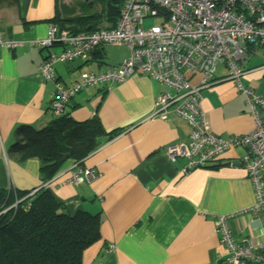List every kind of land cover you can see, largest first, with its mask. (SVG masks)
Segmentation results:
<instances>
[{
	"label": "crops",
	"instance_id": "1",
	"mask_svg": "<svg viewBox=\"0 0 264 264\" xmlns=\"http://www.w3.org/2000/svg\"><path fill=\"white\" fill-rule=\"evenodd\" d=\"M84 3L90 13L103 11L95 0H0V35L23 42L15 49L0 45V188L32 194L44 183L39 160H21L11 147L19 126L39 128L54 119V84L45 79L41 65L63 46L56 42L43 48L31 41L47 35L56 11L62 17L80 14ZM129 53L126 45H102L85 57L56 63L55 79L70 85L83 71H105ZM237 63L245 71L243 84L263 92L264 45H251L246 59ZM187 75L198 83V74ZM165 89L136 71L124 81L82 90L67 106L75 119L97 116L107 131H116L84 159L97 174L94 180L71 182V159L48 180L53 196L69 213L100 214L103 239L84 252V264H224L229 250L216 231L221 215L229 216L237 239L263 238L264 219L247 211L256 201L246 169L248 148L232 147L209 165L184 173L186 159L172 162L167 147L189 141L187 121L174 112L166 119H147ZM201 95L214 133L226 138L255 129L246 97L225 62L218 64Z\"/></svg>",
	"mask_w": 264,
	"mask_h": 264
},
{
	"label": "built area",
	"instance_id": "2",
	"mask_svg": "<svg viewBox=\"0 0 264 264\" xmlns=\"http://www.w3.org/2000/svg\"><path fill=\"white\" fill-rule=\"evenodd\" d=\"M147 19L158 22L146 24ZM56 42L63 46L62 50L52 52L41 65L45 79L54 84L51 101L54 117L66 114L70 100L82 90L121 82L136 71L142 72L166 87L158 94L147 119H166L174 112L190 126L188 142L167 147L172 162L186 159L184 173L209 165L232 147L248 148L246 169L256 201L247 211L263 221L264 91L257 92L243 84L241 76L245 71L237 61L246 59L251 45H264V0H125L113 27L73 33L51 23L44 38L31 41L32 45L43 48ZM106 44L126 45L130 53L122 63L105 71H83L70 85L55 79L56 63L85 57ZM0 45L15 49L23 42L3 39L0 35ZM220 61L231 70L255 120V129L248 134L225 138L214 133L209 116L202 109L201 90L213 82ZM188 72L199 75L198 83L190 81ZM96 177L93 168L73 163L69 179L83 182ZM228 219V215H221L216 220V231L229 250L224 264H264V234L256 242L248 237L237 239Z\"/></svg>",
	"mask_w": 264,
	"mask_h": 264
},
{
	"label": "trees",
	"instance_id": "3",
	"mask_svg": "<svg viewBox=\"0 0 264 264\" xmlns=\"http://www.w3.org/2000/svg\"><path fill=\"white\" fill-rule=\"evenodd\" d=\"M95 1L103 11L90 13L84 3L82 13L62 17L56 11L51 22L73 33L115 26L125 0ZM115 133L107 131L97 116L77 120L69 112L39 128L18 127L11 152L21 160H39L44 183L32 194L0 188V264H84V252L103 239L100 214L69 213L45 182L69 159L84 165V159Z\"/></svg>",
	"mask_w": 264,
	"mask_h": 264
},
{
	"label": "rangeland",
	"instance_id": "4",
	"mask_svg": "<svg viewBox=\"0 0 264 264\" xmlns=\"http://www.w3.org/2000/svg\"><path fill=\"white\" fill-rule=\"evenodd\" d=\"M158 20L157 19H147L145 21L146 24H152V23H157ZM219 65L221 66L222 65V61L219 62Z\"/></svg>",
	"mask_w": 264,
	"mask_h": 264
},
{
	"label": "water",
	"instance_id": "5",
	"mask_svg": "<svg viewBox=\"0 0 264 264\" xmlns=\"http://www.w3.org/2000/svg\"><path fill=\"white\" fill-rule=\"evenodd\" d=\"M65 158H69V154H65Z\"/></svg>",
	"mask_w": 264,
	"mask_h": 264
}]
</instances>
